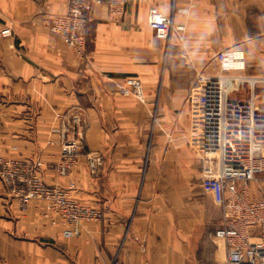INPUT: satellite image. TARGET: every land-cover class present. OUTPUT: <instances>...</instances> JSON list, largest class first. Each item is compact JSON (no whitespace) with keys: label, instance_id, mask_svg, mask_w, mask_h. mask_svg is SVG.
Segmentation results:
<instances>
[{"label":"crops","instance_id":"1","mask_svg":"<svg viewBox=\"0 0 264 264\" xmlns=\"http://www.w3.org/2000/svg\"><path fill=\"white\" fill-rule=\"evenodd\" d=\"M151 5L172 13V0H130L119 17L96 5L82 57L47 26L68 0H0V156L42 159L46 184L74 182V199L105 212L67 238L46 201L23 207L0 179V264H218L224 257L201 209L205 77L220 73L217 55L227 49L246 53L245 70L228 74L264 76V0H196L188 13H174L187 26L184 43L157 38ZM6 26L12 36L2 34ZM130 75L142 80L144 100L116 87ZM72 107L84 114L86 151L104 155L97 177L85 155L69 175L56 170V112Z\"/></svg>","mask_w":264,"mask_h":264},{"label":"built area","instance_id":"2","mask_svg":"<svg viewBox=\"0 0 264 264\" xmlns=\"http://www.w3.org/2000/svg\"><path fill=\"white\" fill-rule=\"evenodd\" d=\"M130 0H68V10L49 19L48 28L82 57H87L86 42L91 15L96 5H105L114 17L123 16ZM172 0V13L156 5L149 8L148 23L157 38L170 41L172 37L184 43L187 26L174 20V13H188L196 0ZM5 37L13 35L11 27L2 30ZM220 73L205 77L203 91V175L209 184L212 199L222 210L215 232L225 244V255L218 264H264V188L252 183L264 174V100H258L256 84L264 76H227L229 71L246 68V53L242 49H227L218 53ZM228 81L252 85L248 99L230 97ZM116 87L123 96L145 99L143 83L135 75L117 79ZM61 156L56 170L69 175L80 157H87L88 169L97 177L104 165V155L87 150V124L82 109L72 107L56 112ZM42 159L23 160L0 156V179L19 194L23 207L32 199L47 202L49 211L61 217L64 236L77 237L86 221H101L103 209L78 202L69 187L48 185L42 179ZM57 224V219L52 217ZM117 264V262L113 263Z\"/></svg>","mask_w":264,"mask_h":264},{"label":"rangeland","instance_id":"3","mask_svg":"<svg viewBox=\"0 0 264 264\" xmlns=\"http://www.w3.org/2000/svg\"><path fill=\"white\" fill-rule=\"evenodd\" d=\"M239 73H240V76H246L242 74L241 72ZM225 75L234 76L228 73H226ZM228 85L230 89V97L232 99H237V100L248 99L251 95L252 85L250 81H247V82L243 81L241 83L238 81L236 82L228 81ZM256 92L259 95L258 100L263 101L264 100V82L256 84ZM252 186L254 188H258V187L264 188V174L261 177H259L258 181L253 182ZM200 188H201V209H205V211L207 212L206 214H209L211 216V219L209 221L207 219L206 222L209 225L210 223L213 224L214 229H217V226H218L217 224L220 222V216H219L220 213L217 212L215 204L211 200L212 194H211V190H210V187L207 181L201 180ZM189 204H191V201L189 202Z\"/></svg>","mask_w":264,"mask_h":264}]
</instances>
